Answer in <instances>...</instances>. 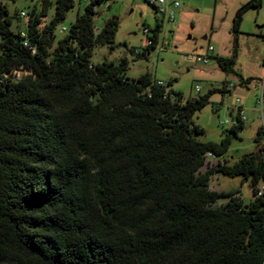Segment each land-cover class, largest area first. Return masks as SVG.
I'll return each mask as SVG.
<instances>
[{
  "label": "trees",
  "instance_id": "16d2710c",
  "mask_svg": "<svg viewBox=\"0 0 264 264\" xmlns=\"http://www.w3.org/2000/svg\"><path fill=\"white\" fill-rule=\"evenodd\" d=\"M108 1L88 0L56 41L75 0H55L45 24L52 2L42 0L18 32L0 0V264H264V195L245 204L210 190L215 172L264 180L260 145L201 172L206 154L222 157L244 123L203 141L194 116L216 90L185 100L150 73L129 79L126 57L93 63L94 48H113L118 30L116 18L96 30ZM262 4L237 10L234 53L216 58L224 72H234L244 14ZM159 33L158 24L140 57ZM261 137L259 129L257 144Z\"/></svg>",
  "mask_w": 264,
  "mask_h": 264
},
{
  "label": "rangeland",
  "instance_id": "374dc122",
  "mask_svg": "<svg viewBox=\"0 0 264 264\" xmlns=\"http://www.w3.org/2000/svg\"><path fill=\"white\" fill-rule=\"evenodd\" d=\"M8 8L15 32L26 31L30 14L34 8L38 13L43 9L42 0H2ZM179 2L175 21L170 22L158 14L146 0H109L97 8L94 17L96 29L103 28L105 22L116 18L118 30L111 45H98L94 48L92 62L118 63L126 57L129 68L126 76L137 79L150 73L155 80L168 85L182 94L184 99H194L209 94L210 102L194 116L195 123L205 135L203 141L219 142L232 122L236 111L232 108L239 99L245 108L247 120L238 137L234 138L229 150L219 161L233 164L245 155L256 153L259 143L255 142L260 129V104L264 85V0L259 9L251 8L244 14L241 33L238 36V51L233 73L224 72L217 57L231 58L234 53L233 20L237 10L249 0H166ZM44 24L49 23L55 12V0H51ZM88 0H75L74 7L66 14L63 22L56 27V41L64 38L79 15L85 11ZM25 12L26 17L18 18L17 14ZM160 25L159 44L147 58L139 55L148 46L149 36ZM263 27V28H261ZM148 28L149 33L144 29ZM67 32L63 33L62 30ZM56 44V43H55ZM209 47L214 49L208 51ZM202 56L208 62L199 61ZM250 79L248 84L242 83ZM231 84V86H230ZM200 87L198 92L196 88ZM226 92L221 90L226 89ZM216 109H218L216 111ZM206 167L201 169L205 172ZM210 190L234 192L245 204L253 201L251 181L243 177H229L219 172L212 175ZM219 201L216 206L225 204Z\"/></svg>",
  "mask_w": 264,
  "mask_h": 264
},
{
  "label": "built area",
  "instance_id": "2783aa9c",
  "mask_svg": "<svg viewBox=\"0 0 264 264\" xmlns=\"http://www.w3.org/2000/svg\"><path fill=\"white\" fill-rule=\"evenodd\" d=\"M146 1L158 14H162L165 19H167L170 22L175 21L177 10L180 8L179 2H167L166 0H146ZM26 16L27 14L25 12H22L20 14V17H26ZM96 30L98 31V29ZM62 32L65 33L67 32V30L63 29ZM144 32L148 34L149 29L148 28L144 29ZM22 35L24 36L25 33L22 32ZM150 44H152V41L149 38L148 45ZM208 51L210 53V52H213L214 49L212 47H209ZM198 60L204 63H207L208 57L202 56V57H199ZM263 64H264V61H263ZM158 84L164 85L162 81H159ZM196 90L199 92L200 87L197 86ZM259 104H260V116H261L260 130L262 133V137H261L258 153L261 159L264 160V95H263V89H262L261 99L259 100ZM232 110L236 111V118L233 119L232 122L226 121V122L221 123L223 127H225L226 125H230V128H231V127L237 126L240 123H244L247 120L246 115H245V108L243 107L242 102L239 99L236 101V104L232 108ZM219 162L220 161L211 152H208L206 154V162H205L204 167H206L208 170L209 168L217 167ZM251 189L256 198L262 197L264 195V180H260L256 184L251 183Z\"/></svg>",
  "mask_w": 264,
  "mask_h": 264
},
{
  "label": "water",
  "instance_id": "95a60500",
  "mask_svg": "<svg viewBox=\"0 0 264 264\" xmlns=\"http://www.w3.org/2000/svg\"><path fill=\"white\" fill-rule=\"evenodd\" d=\"M261 28H263V27H261Z\"/></svg>",
  "mask_w": 264,
  "mask_h": 264
}]
</instances>
